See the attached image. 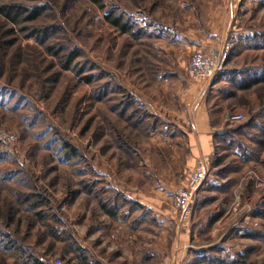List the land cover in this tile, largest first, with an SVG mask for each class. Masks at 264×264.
I'll use <instances>...</instances> for the list:
<instances>
[{"label": "rangeland", "instance_id": "374dc122", "mask_svg": "<svg viewBox=\"0 0 264 264\" xmlns=\"http://www.w3.org/2000/svg\"><path fill=\"white\" fill-rule=\"evenodd\" d=\"M26 2L45 9L34 22L25 24L51 27L47 44L60 47L59 55L72 50L77 56L69 69H63L45 46L0 17V264H53L55 258L61 264H79L82 237L98 227L101 202L123 199L113 190L116 172L118 181L124 180L139 164V143L154 124L146 120L147 113L131 94L132 87L160 88L152 69L163 64L159 45L167 34L149 27L176 18L179 7L190 9V18L200 19L199 13L210 6L220 3L225 7L229 2V11L236 9L237 13L229 14V35L214 32L221 41L212 49L221 50L225 42L227 56L235 20L255 35L252 45H264V0ZM109 10L130 18L132 34L120 33L105 21ZM208 53H193L187 65L193 56ZM260 68L264 72V62ZM83 76H90V82L83 81ZM229 102L233 106L229 113L243 114V122L229 127L220 121L213 132L229 135L232 131L238 147L237 130L247 127L251 132L246 137L254 149L253 153L247 151L245 158L264 154V75ZM241 107L242 111H235ZM226 141L229 146V138ZM63 144L73 148L68 157ZM216 148L218 151L208 157L203 185L185 206L188 219L197 199L208 196L205 200L210 199L209 204L216 201L215 210L222 218L219 234L223 236L207 251L204 264H264V201L253 206L243 198L248 193L253 199L264 200V179L258 174L243 177L231 195L229 181L220 180L229 169L225 164L229 156L218 155L221 147ZM211 176L222 184L217 193L209 190ZM183 188H177L172 198L181 219L178 193ZM9 209L13 219L7 223ZM205 239L207 243L217 240Z\"/></svg>", "mask_w": 264, "mask_h": 264}, {"label": "crops", "instance_id": "0c3cea01", "mask_svg": "<svg viewBox=\"0 0 264 264\" xmlns=\"http://www.w3.org/2000/svg\"><path fill=\"white\" fill-rule=\"evenodd\" d=\"M191 13L190 9L179 7L176 18L149 27L155 33L167 34L161 37L164 43L159 45L163 66L152 69L160 88L155 91L132 87L131 94L147 113L146 120L151 119L154 124L139 143L142 149L137 154L138 166L124 180L118 181L116 172L113 190L121 193L123 199L116 203L103 200L105 209L99 210L98 227L93 234L82 237L83 264H204L207 251L223 236L219 234L222 218L215 210L216 201L209 204L210 199L205 200L208 196L197 199L192 216L181 219L172 204L176 189L187 185L199 162L208 167V157L218 151V146L221 147L218 155L222 152L229 156L225 162L229 169L220 180L229 181L231 195L243 177L258 174L264 179V154L254 153L250 160L245 158L247 151L254 149L246 137L251 129L237 130L241 144L238 147L232 131L229 135L224 131L213 132L232 111L229 99L263 79L260 67L264 62V45H252L255 35L235 20L230 30L233 45L223 71L207 83L187 79L189 56L217 47L218 42L209 39L207 31L229 35V14L235 15L237 10L229 11L227 2L225 7L219 3L200 12V19L190 18ZM208 183L213 185L210 192L215 193L222 185L213 176ZM243 198L253 206L264 201L253 199L248 193ZM205 238L217 240L207 243ZM217 246L229 249L225 244Z\"/></svg>", "mask_w": 264, "mask_h": 264}, {"label": "trees", "instance_id": "16d2710c", "mask_svg": "<svg viewBox=\"0 0 264 264\" xmlns=\"http://www.w3.org/2000/svg\"><path fill=\"white\" fill-rule=\"evenodd\" d=\"M26 1L27 0H0V17H2L6 22L10 23L11 25L16 26L20 31L26 32L27 35L31 36L38 44L45 46V49L48 52H51V55L59 59L61 67L63 69H69L70 66L73 64L74 60L76 59L77 52L70 50L65 52L63 55H59L60 47H57V45L55 46L52 43L47 44L50 39L49 35L53 31L51 27L39 26L38 24H25L34 22L44 12L45 9L42 6H31L27 4ZM93 1L95 3H99V0ZM104 19L111 27H114L115 29L120 31V33L132 34L133 24L130 18L126 17L124 14H116L114 10H109L107 14L104 15ZM83 77V81H85L86 83L90 82V76ZM138 112H140V110ZM134 115H137V113H134ZM121 116H123V114H121ZM130 118L131 116H128L127 120H129ZM62 147L64 148V153L66 156L73 152V148L68 144H63ZM26 199L27 201L29 200L28 198ZM34 205L36 206L37 204ZM100 208L105 209V204L103 203V201L100 204ZM106 212L112 215L110 209H107ZM7 213L8 212L5 213V219L8 223L11 221V219H13V213L11 209H9V213ZM32 264L40 263L32 261ZM79 264H83V260L81 257H79Z\"/></svg>", "mask_w": 264, "mask_h": 264}, {"label": "built area", "instance_id": "2783aa9c", "mask_svg": "<svg viewBox=\"0 0 264 264\" xmlns=\"http://www.w3.org/2000/svg\"><path fill=\"white\" fill-rule=\"evenodd\" d=\"M209 39L215 40L216 42L221 41L220 36L217 33L209 32L207 34ZM228 44L223 43L221 50H212L208 54H197L193 56L188 65L187 77L190 80H205L211 81L218 74H220L226 63V51ZM244 116L240 113H228L224 123L229 127L237 125L243 122ZM223 123V125H224ZM208 173V167L205 162H199L197 168L190 174L187 185L179 191L178 200L183 206V219L188 216L189 209L185 207L187 203H190L193 197L197 194L203 185ZM53 264H61L59 258L52 260Z\"/></svg>", "mask_w": 264, "mask_h": 264}]
</instances>
